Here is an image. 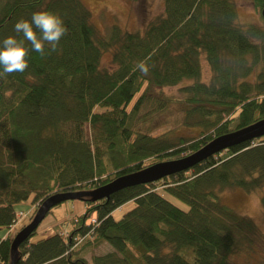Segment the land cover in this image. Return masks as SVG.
Segmentation results:
<instances>
[{
    "label": "trees",
    "instance_id": "16d2710c",
    "mask_svg": "<svg viewBox=\"0 0 264 264\" xmlns=\"http://www.w3.org/2000/svg\"><path fill=\"white\" fill-rule=\"evenodd\" d=\"M252 1L263 11L264 0ZM43 10L59 13L68 30L57 50L30 51L23 73L0 78V230L18 222L23 201L35 206L30 223L55 194L95 190L264 119V25L238 22L233 0H164L143 31L115 25L106 34L82 0H0V45L17 35L18 20ZM106 53L112 68L102 66ZM140 61L147 75L136 68ZM184 82L179 101L199 137L153 135V117L176 100L162 89ZM237 188L264 189V136L108 198H79L86 209L65 223L67 233L58 225L53 236L33 241L34 231L17 264H238L264 248V233L220 200V192ZM129 202L135 206L117 220L114 212ZM17 233L0 237V264L11 263ZM101 243L112 250L91 261L82 256Z\"/></svg>",
    "mask_w": 264,
    "mask_h": 264
},
{
    "label": "rangeland",
    "instance_id": "374dc122",
    "mask_svg": "<svg viewBox=\"0 0 264 264\" xmlns=\"http://www.w3.org/2000/svg\"><path fill=\"white\" fill-rule=\"evenodd\" d=\"M238 11V22L241 24L264 25L262 10H259L252 0H233ZM82 2L92 12L93 23L104 33H108L113 26H119L123 31H143L148 23L164 10V0H140L131 2L128 0H82ZM203 81L209 82L212 76L209 65L203 60ZM102 66L112 68L111 53H106L102 60ZM188 82L177 86L165 87L162 89L166 96L174 97L175 103L167 109L153 117L150 126L155 136L167 135L174 142H178L180 137L193 141L199 137L198 127L187 125L185 112L186 107L180 104L179 99L183 98L181 88ZM160 89L152 91L153 97L157 96ZM264 189L248 192L244 189H231L219 193L220 200L231 207L236 213L252 218L261 231L264 233V208L261 198ZM166 197L180 208L187 210L188 206L177 198L166 194ZM135 206L129 202L114 212V217L119 220L123 215ZM35 206L32 199L23 201L16 206L18 213L24 212L25 216L19 220L10 230H0V237L11 234L15 235L22 225L29 223L34 214ZM86 203L76 199L62 203L53 209V213L48 214L37 229V234L33 241L47 239L55 234V227L64 225L63 231L67 233L70 226L68 223L75 216L83 213ZM84 241H81V244ZM259 253L254 257L248 254L236 258L238 264H261L264 260V248H259ZM112 247L108 243L100 245H90L83 252L82 256L91 261L95 255H104L111 251ZM190 260H192L190 258Z\"/></svg>",
    "mask_w": 264,
    "mask_h": 264
},
{
    "label": "water",
    "instance_id": "95a60500",
    "mask_svg": "<svg viewBox=\"0 0 264 264\" xmlns=\"http://www.w3.org/2000/svg\"><path fill=\"white\" fill-rule=\"evenodd\" d=\"M262 14L264 17V8ZM263 136L264 119L245 128L218 136L194 153L179 159L155 163L137 172L122 175L95 190L55 194L41 205L33 220L23 227L14 237L11 247L10 264L18 263L21 244L39 228L40 224L54 207L64 202L84 197H90L93 201L102 200L110 197L119 190L161 180L165 177L188 170L217 153Z\"/></svg>",
    "mask_w": 264,
    "mask_h": 264
},
{
    "label": "clouds",
    "instance_id": "9594fccd",
    "mask_svg": "<svg viewBox=\"0 0 264 264\" xmlns=\"http://www.w3.org/2000/svg\"><path fill=\"white\" fill-rule=\"evenodd\" d=\"M67 28L59 13L43 10L34 12L30 19H20L14 25V33L0 45V78L11 73H23L29 65L30 51L45 55L57 50L59 41L67 33ZM136 68L147 75L149 66L145 61L137 63Z\"/></svg>",
    "mask_w": 264,
    "mask_h": 264
},
{
    "label": "built area",
    "instance_id": "2783aa9c",
    "mask_svg": "<svg viewBox=\"0 0 264 264\" xmlns=\"http://www.w3.org/2000/svg\"><path fill=\"white\" fill-rule=\"evenodd\" d=\"M24 216H25V213H24V212H20V213H18V214H17L18 221L21 220Z\"/></svg>",
    "mask_w": 264,
    "mask_h": 264
}]
</instances>
